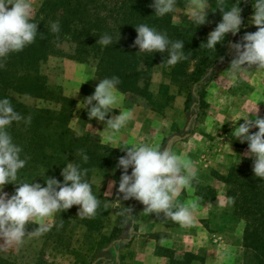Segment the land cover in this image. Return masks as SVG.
I'll return each mask as SVG.
<instances>
[{
	"label": "trees",
	"instance_id": "1",
	"mask_svg": "<svg viewBox=\"0 0 264 264\" xmlns=\"http://www.w3.org/2000/svg\"><path fill=\"white\" fill-rule=\"evenodd\" d=\"M208 3L206 22H213V30L220 22L222 12L218 8V0H209ZM236 3L237 0H223L222 10L226 11ZM151 4L152 0H39L31 15L32 21L38 23L35 41L22 51L4 58L3 67H0V98H9L15 111L24 117L31 116L29 124L21 120L13 122L8 128L13 142L22 148L21 158H27L14 183L32 182L44 186L46 177L62 181L60 173L67 162L87 169L84 179L89 183L95 171L112 168L116 175H121V169L117 167L120 151L99 144L96 137L85 129L94 122V118L88 119L86 111L79 123L81 133L73 131L70 122L76 100L64 94L60 86L49 82L42 71V65L50 56L63 54L61 47L64 45L71 50L68 58L93 63L101 78L118 77L119 92L140 96L150 109L160 111L165 108L172 100L170 88L175 86L180 94H184L185 109L190 112L191 107L197 108L192 117L202 114L199 112L207 105L206 87L217 75L218 66L229 61L231 33L226 34L222 44L216 45V51L209 50L202 44L207 39L206 22L202 25L194 22L188 26L177 25L173 21V12L156 15ZM251 7L252 0H238L241 19L251 14ZM57 20L60 31L53 33L50 23ZM140 24L166 34L172 41L183 40L188 59L168 65L166 52L152 54L138 51L133 42L137 35L135 27ZM105 33L113 36L112 45L104 46L97 42ZM239 34L241 31H238ZM154 68H159L168 81L159 86L157 94L149 90ZM93 92L94 88L82 86V94L89 96ZM23 98L40 100L49 106L28 104ZM80 150L88 155L87 162L82 161ZM125 153L123 151L122 155ZM252 163V160H243L239 166H229L223 174H211L223 183L224 196L230 202L233 214L245 220L243 240L246 247L254 249L257 261L254 264H263L260 262L264 260V179L254 176ZM193 183L198 184L196 181ZM5 187L15 189L17 185L8 184ZM91 187L94 194V186ZM207 190L213 191L210 188ZM211 192L202 196L213 202L216 195ZM72 207L59 215L60 218L62 215L63 221L66 220L65 225L58 222L62 230L75 220ZM99 210L100 204L95 216L78 218L86 231L93 232L99 226ZM117 227H121V221ZM47 232L48 239L55 236L56 240L61 238L59 234L55 235V229H50L49 234ZM88 248L94 252L90 260L73 251L76 264H91L93 257H98L99 240L93 241ZM172 254L171 251H163V255L173 260ZM185 256L189 264L193 258ZM0 264L14 263L0 258ZM37 264H43V261Z\"/></svg>",
	"mask_w": 264,
	"mask_h": 264
},
{
	"label": "rangeland",
	"instance_id": "2",
	"mask_svg": "<svg viewBox=\"0 0 264 264\" xmlns=\"http://www.w3.org/2000/svg\"><path fill=\"white\" fill-rule=\"evenodd\" d=\"M38 2L39 0H30L32 14ZM253 2L254 0H252ZM194 6L195 0H177V8L173 11L174 23L188 26L193 22L190 17V10ZM10 7L11 5H9ZM208 9L209 3L205 11L207 12ZM252 13L253 8L251 7V14L242 18L241 35H238V32L235 35L231 34L232 45L238 42L242 43L243 35L254 32V29H256V26L249 22ZM212 25L213 22H206L207 36L212 31ZM231 48L228 51L229 61L218 66V73L223 70L222 77H224V81H231V79L233 81L225 83L226 85L213 87L210 92L205 89L208 93V97L205 96L207 105L202 112H199V114L202 113L199 116L194 115L192 117V114L198 111L197 108L191 107L190 112L186 110L184 94H180L175 86H171L169 94L172 96V100L160 111L150 109L149 104L138 95L122 93L123 99L120 105L109 113L106 119L117 115L121 111L130 110L132 117L124 127L113 133L110 129L104 130L106 127L104 121L93 119L94 122L88 124L85 129L96 137L99 144L120 151L119 158L123 156L122 152H126L129 147L151 143L159 144L162 148H165L167 142L173 137H182V139L173 142L170 149L192 162V171L200 180L196 181L193 178L190 188L200 192V195L210 194L211 191L207 190L210 188L214 191V193L213 191L211 193L214 196L216 195L215 203L219 204L218 202H220L227 212L224 218L225 230L222 231L224 241L220 249L221 264H254L257 263L254 258V249L246 247L243 240L245 220L233 214L230 202L224 196L225 187L223 183L217 181L211 174L212 172L223 174L229 166H239L243 160L253 161V158L247 155V143H240L238 139L231 136L233 122L230 120H232L234 114L236 112L254 111L257 104L258 111L255 114L250 113L249 118H253V115L264 117V69L253 66L247 69L246 72L236 74L233 78L228 73L229 64L234 57V49ZM61 49L63 54L50 56L47 62L42 65V71L49 82L60 86L64 94L76 100L77 105L78 101H83L87 96L81 93L82 86L85 85L95 89L99 79L103 78L97 74L93 63H81L68 58L67 56L71 53V50L66 45L62 46ZM222 66L225 68L220 69ZM85 80L87 81L84 82ZM167 82V78L162 75L160 69L154 68L149 90L157 94L159 86ZM244 85H248L246 90H244ZM224 86L226 87L223 88ZM250 90L254 92L252 93L254 99L251 101L248 96ZM22 100L28 104L49 106L48 103L40 100L28 98ZM76 105L70 126L73 131L79 134L81 133V115L85 110L78 109ZM240 123H243L242 119L236 121L235 126H239ZM256 131V128L250 129V133ZM109 134L113 135V141L105 140V136ZM176 143L179 145L185 143V146H179ZM172 147L174 148L172 149ZM129 169L128 172H131V168ZM210 177L215 180L208 184V181L211 180ZM119 178L120 175H116L115 170L109 168L104 171H95L90 179L91 185L94 186V195L100 201L98 214L100 223L95 231H86L82 222L78 220L81 217L78 215L79 206L74 205L72 214L75 216V220L64 230H62L60 223L65 225L66 220H62V215L61 218L59 217L63 213L57 212L54 214L50 229H55V235H60L59 240H56V236L48 239L45 232L38 236L32 235L31 233L36 225L29 223L26 225V235L22 244L7 245L0 240V258L14 264H37L42 261L43 264H76L73 251L90 260L94 252L89 251L88 245H92L93 241L99 240V255L93 257L91 264H122L123 260L130 261L129 258H132L134 253V250L131 252L129 249L132 240L138 236L144 237L146 234L143 231L140 232L138 224V211L141 203L135 199H122V194L117 192ZM113 181H116V184H113ZM193 181L198 182V184L193 183ZM3 191L10 196L15 189L4 186ZM211 215L213 216V213ZM120 221L121 227L119 228L117 223ZM133 225L136 227L134 228ZM234 227L236 233H234ZM50 229L47 234L50 233ZM151 236L158 241L166 238L161 233H152ZM91 239L94 240L91 242ZM102 244L104 245L102 246ZM159 249L160 254H163V251L166 250L171 251L162 247ZM205 251L204 249V251L199 250L196 253L183 254L171 251L173 252L171 256L175 262L187 264L186 254L193 259H201L204 257ZM260 263L264 264V260H261Z\"/></svg>",
	"mask_w": 264,
	"mask_h": 264
},
{
	"label": "clouds",
	"instance_id": "3",
	"mask_svg": "<svg viewBox=\"0 0 264 264\" xmlns=\"http://www.w3.org/2000/svg\"><path fill=\"white\" fill-rule=\"evenodd\" d=\"M176 2L177 0H152L151 7L156 15L163 16L177 8ZM218 4L222 12L221 20L208 34L206 42L202 43L212 51H216L217 44L225 41L226 34L235 35L242 26L238 0L226 11L222 10L223 0H218ZM207 7L208 0H195V6L190 10L194 23L202 25L206 22ZM252 8L249 22L257 30L245 33L242 43L232 45L234 57L229 64L228 73L233 78L253 66L264 69V0H254ZM31 10L30 0H0V67H3L4 58L22 51L35 41L38 23L32 21ZM50 30L59 33L58 20L50 23ZM135 31L137 35L133 46L138 51L152 54L166 52L168 65L188 59L183 40L172 41L166 34L146 24L136 26ZM97 42L104 46L112 45L113 36L105 33ZM119 83V78L115 76L99 79L94 92L76 105L78 109L86 111L89 120L94 118L96 121H104V130L110 129L113 133L124 127L132 117L130 110H124L106 119L107 114L116 109L123 99V94L117 88ZM257 111L256 104L254 111L236 112L230 120L233 122L231 136L240 143H247V155L253 158L252 172L256 178L264 179V117L253 115V118H249L250 113L255 114ZM241 119L243 123L235 126V122ZM21 120L29 124L31 116H22L14 110L9 98H0V240L7 245L22 244L26 225L29 223L36 225L31 234L38 236L52 227L55 213L78 205L79 216L93 217L100 203L92 192L91 184L84 179L87 169H82L74 162H67L62 168V181L46 177L44 186L32 182L14 183L27 158H21L22 148L13 142L8 128L13 122ZM252 128L257 131L250 133ZM105 140L113 141V135L105 136ZM80 155L83 162L88 161L89 157L83 150H80ZM117 167L121 169L117 192L122 194L123 200L139 201L145 206L143 212L163 213L166 218L180 224L192 223V213L198 206L197 201L179 204L174 202V198L183 189L190 188L195 175L189 159L170 148H162L159 144L143 143L127 148L125 155L118 159ZM112 183L116 184V181ZM8 184L17 185L10 196L3 191Z\"/></svg>",
	"mask_w": 264,
	"mask_h": 264
},
{
	"label": "crops",
	"instance_id": "4",
	"mask_svg": "<svg viewBox=\"0 0 264 264\" xmlns=\"http://www.w3.org/2000/svg\"><path fill=\"white\" fill-rule=\"evenodd\" d=\"M223 68L225 67L222 66L220 69ZM222 72L223 70L217 73L209 83L208 88H206L208 92H210L213 87L226 85L225 83H231L233 81L232 79L231 81H224V77H222L224 73ZM225 87L226 86L223 88ZM246 88H248V85L245 86L244 90H246ZM226 92L225 89V93ZM252 93L254 92L250 90V94L248 95L250 101L254 99ZM205 96L208 97L207 91ZM177 144L178 143H176V145ZM184 144L185 143H180V145H178L185 146ZM173 148L174 147H172V149ZM193 178H195L196 181L200 180L196 174ZM210 179L208 184L215 180L214 178L212 179V177H210ZM202 195L198 194V192L192 188H185L174 198V202L177 204L187 203L192 200L197 201L198 206L192 213V223L188 225L173 222L166 218L163 213L143 212L145 206L141 204L138 211V224L140 232L143 231L146 235L144 237L138 236L132 240L129 246L131 252L134 250L133 255L130 253L132 258L127 257L130 261L123 260L122 264H174L172 259L158 252L160 247L170 249L178 254L188 252L196 253L199 250L204 251L205 249L206 251L203 258H194L189 264H221L222 261L220 257L222 255L220 249L224 241L222 231L225 230L224 218L227 212L224 210V207L221 206L220 202H218L219 204L215 203V201L211 202L206 200ZM211 213H213V216ZM234 229V233H236V228L234 227ZM152 233H161L166 238L158 241L151 236Z\"/></svg>",
	"mask_w": 264,
	"mask_h": 264
},
{
	"label": "water",
	"instance_id": "5",
	"mask_svg": "<svg viewBox=\"0 0 264 264\" xmlns=\"http://www.w3.org/2000/svg\"><path fill=\"white\" fill-rule=\"evenodd\" d=\"M228 46H229L230 48L232 47V39L230 40ZM180 139H182V137H181V138H180V137H173L172 139H170V140L167 142V145H166L165 148H170L173 142H175V141H177V140H180Z\"/></svg>",
	"mask_w": 264,
	"mask_h": 264
}]
</instances>
